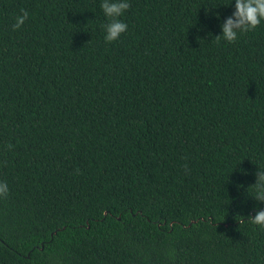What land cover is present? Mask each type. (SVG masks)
Listing matches in <instances>:
<instances>
[{
  "label": "trees",
  "instance_id": "obj_1",
  "mask_svg": "<svg viewBox=\"0 0 264 264\" xmlns=\"http://www.w3.org/2000/svg\"><path fill=\"white\" fill-rule=\"evenodd\" d=\"M228 2L130 0L109 43L99 0H0V264H264V21L218 40Z\"/></svg>",
  "mask_w": 264,
  "mask_h": 264
},
{
  "label": "clouds",
  "instance_id": "obj_2",
  "mask_svg": "<svg viewBox=\"0 0 264 264\" xmlns=\"http://www.w3.org/2000/svg\"><path fill=\"white\" fill-rule=\"evenodd\" d=\"M228 4H231L233 10L218 25L220 32L215 36L218 40L222 38L232 43L237 39L238 34L251 31L264 21V0H229ZM99 7L106 19V23L101 25L103 39L105 42H113L128 29L127 23L121 17L130 8V0H99ZM215 15L219 18L218 14ZM28 16L29 13L26 10L20 9L14 17L11 28L13 30L20 28ZM253 175L254 183L250 185L251 197L260 206H253L251 215L237 217H240L242 222L264 229V165L256 166ZM8 191L7 183L0 181V197L5 196Z\"/></svg>",
  "mask_w": 264,
  "mask_h": 264
}]
</instances>
